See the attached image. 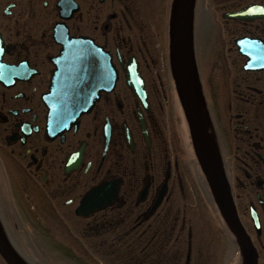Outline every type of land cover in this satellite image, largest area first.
<instances>
[{
	"label": "flooded vegetation",
	"instance_id": "af4514ba",
	"mask_svg": "<svg viewBox=\"0 0 264 264\" xmlns=\"http://www.w3.org/2000/svg\"><path fill=\"white\" fill-rule=\"evenodd\" d=\"M148 1L0 0V186L35 219L58 222L59 252L84 264L194 263L189 206H204L190 201L202 180L169 64L168 0ZM213 1L215 138L264 264V70H244L235 44L264 42V13L225 17L264 0ZM85 195L103 207L77 217ZM71 216L84 235L71 233Z\"/></svg>",
	"mask_w": 264,
	"mask_h": 264
},
{
	"label": "rangeland",
	"instance_id": "374dc122",
	"mask_svg": "<svg viewBox=\"0 0 264 264\" xmlns=\"http://www.w3.org/2000/svg\"><path fill=\"white\" fill-rule=\"evenodd\" d=\"M150 1L146 3V6L150 7ZM209 1L211 2L210 6L214 7L213 0ZM194 37L196 55L201 71V79L203 81L202 99L204 111L207 114L211 132L215 137L216 109L215 101L211 97V92L215 91V85L218 84V71H215V65L218 66L215 61V22L205 11L197 13ZM212 61H215L214 65ZM200 197L198 195L190 201L199 202V204H201ZM16 199L14 194L8 193L4 187L0 186V213L7 228H12V224H19L18 229H21V232L18 231V229H14L12 233L14 235L13 239H18L19 247L25 250H31L37 257H40L43 253L47 254V259L50 264H84L81 263L80 259L75 257L76 254L74 252H72L71 255L65 253L62 255V252H59L63 243L58 234L65 235L67 233H65L64 230L62 231V227L58 222H55L57 225L56 227L47 226L43 219H35L36 212L29 211L31 210V206H20L16 203ZM20 199L22 201L21 197ZM202 201H204V205H206V201L209 205L211 202V200L209 202L206 194L202 196ZM189 209L190 223L194 227L193 231L195 234L192 238L194 263L196 262L198 253L202 256L203 264H227L226 242L224 243L225 240L219 237L220 233L216 230L213 206H189ZM64 220L66 221L65 224L71 229L72 234L78 236L84 235L85 230L83 227L85 224L83 220L77 221L76 218L72 216L71 220ZM29 221H32L35 226L32 222L29 223ZM21 234L25 236L21 237ZM81 240L84 239L81 238ZM182 246L184 247V243ZM198 259H200V257Z\"/></svg>",
	"mask_w": 264,
	"mask_h": 264
},
{
	"label": "water",
	"instance_id": "95a60500",
	"mask_svg": "<svg viewBox=\"0 0 264 264\" xmlns=\"http://www.w3.org/2000/svg\"><path fill=\"white\" fill-rule=\"evenodd\" d=\"M194 0H176L173 12V24L170 42L171 66L176 80L177 90L186 117L188 119L196 155L210 183L215 200L229 226L235 231L244 255L243 264H255L254 251L242 233L233 215L232 200L228 184L223 173L219 154L208 128V119L201 102L200 84L195 66L192 45V20ZM252 7L230 14L244 17L254 15ZM250 13V14H249ZM241 54L245 55L247 69H264V45L262 43L243 39L238 42ZM90 197H84L82 205L76 210L78 214H86L99 206H88ZM87 205V206H84ZM0 252L11 264H27L19 258L10 246L0 223Z\"/></svg>",
	"mask_w": 264,
	"mask_h": 264
}]
</instances>
